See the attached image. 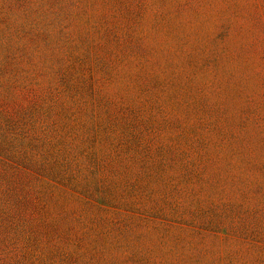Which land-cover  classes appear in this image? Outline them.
<instances>
[{
	"label": "rangeland",
	"instance_id": "1",
	"mask_svg": "<svg viewBox=\"0 0 264 264\" xmlns=\"http://www.w3.org/2000/svg\"><path fill=\"white\" fill-rule=\"evenodd\" d=\"M0 264H264V0H0Z\"/></svg>",
	"mask_w": 264,
	"mask_h": 264
}]
</instances>
